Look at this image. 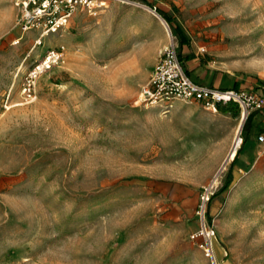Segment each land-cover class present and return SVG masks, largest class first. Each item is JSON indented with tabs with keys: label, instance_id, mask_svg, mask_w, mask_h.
<instances>
[{
	"label": "rangeland",
	"instance_id": "1",
	"mask_svg": "<svg viewBox=\"0 0 264 264\" xmlns=\"http://www.w3.org/2000/svg\"><path fill=\"white\" fill-rule=\"evenodd\" d=\"M16 1L0 0V264H264V108L245 134L199 103H138L178 39L143 0L79 11L40 46ZM146 1L264 96V0ZM57 47L26 102V71Z\"/></svg>",
	"mask_w": 264,
	"mask_h": 264
},
{
	"label": "built area",
	"instance_id": "2",
	"mask_svg": "<svg viewBox=\"0 0 264 264\" xmlns=\"http://www.w3.org/2000/svg\"><path fill=\"white\" fill-rule=\"evenodd\" d=\"M107 2L108 0H17V6L20 8L17 25L23 33L38 32L39 38L35 41V45L40 46L43 38L62 31L75 13L83 11L95 16L100 9L107 7ZM63 51V47L49 48L30 66L21 83L23 100L31 102L36 98L37 79L61 63ZM200 51L203 52L204 49ZM177 100L199 103L213 112L218 111V104L234 103L246 116L251 111L264 108V96L234 89H218L194 82L186 74L179 58L178 48L172 40L160 54L148 82L141 87L138 103L166 109ZM258 141L264 144V137L259 136ZM240 143L241 139H239ZM198 236L206 239L202 247L205 255L212 257L209 246L213 232L203 228L193 238Z\"/></svg>",
	"mask_w": 264,
	"mask_h": 264
},
{
	"label": "crops",
	"instance_id": "3",
	"mask_svg": "<svg viewBox=\"0 0 264 264\" xmlns=\"http://www.w3.org/2000/svg\"><path fill=\"white\" fill-rule=\"evenodd\" d=\"M184 35L186 37V41L181 42L179 41V39H177L176 46L179 49L181 61L185 71L190 72L189 77L191 79L195 78V80L193 81L201 85L214 87L218 89H233L234 82L239 80L236 78H232L231 80H228L226 78V74H223L222 71H220L219 69H210L209 63L211 62H206V64H203L200 62L201 60H199L197 57L192 56L191 53L196 54L195 49L193 47V43L189 41V37L186 33H184ZM242 89L243 86L241 84L238 91H242ZM240 112L235 114L237 115L236 124H235V128L237 132H239L244 119L247 117V116H242ZM225 114L232 115L231 113H225ZM256 117H259V115ZM251 149H252L251 145L247 146V150H246L247 152L245 154V158L246 156H249V154L251 153Z\"/></svg>",
	"mask_w": 264,
	"mask_h": 264
},
{
	"label": "trees",
	"instance_id": "4",
	"mask_svg": "<svg viewBox=\"0 0 264 264\" xmlns=\"http://www.w3.org/2000/svg\"><path fill=\"white\" fill-rule=\"evenodd\" d=\"M143 2H145V4L151 8H153L155 10V12L170 26V29L172 32H174L176 34V36L178 37L179 41L181 42H185L186 41V37L184 35V33L182 32V30L174 24V21L172 19L171 16L167 15L166 13H164L163 11L155 8V7H152L150 5L149 2H147L146 0H143ZM208 60V59H207ZM207 60H203L200 61L201 63L203 64H206ZM186 74L188 76H190V72L186 71ZM241 86V82L240 81H236L234 82V85H233V89L234 90H239ZM217 110L220 112V113H231L233 116L237 113L240 112V109L238 108V106L234 103H227V104H218L217 105ZM258 111H253L251 113H249L247 115V117L245 118V120L243 121L242 125H241V133H245V134H248L250 133L251 129H252V123H253V120L255 118V116L257 115ZM226 189V187H225Z\"/></svg>",
	"mask_w": 264,
	"mask_h": 264
},
{
	"label": "bare ground",
	"instance_id": "5",
	"mask_svg": "<svg viewBox=\"0 0 264 264\" xmlns=\"http://www.w3.org/2000/svg\"><path fill=\"white\" fill-rule=\"evenodd\" d=\"M162 22V21H161ZM163 23V22H162ZM241 114H242V116H246V114L244 113V112H240ZM242 118H245V117H242ZM238 144H236L237 146L236 147H238L239 146V142H237ZM211 249V248H210Z\"/></svg>",
	"mask_w": 264,
	"mask_h": 264
}]
</instances>
